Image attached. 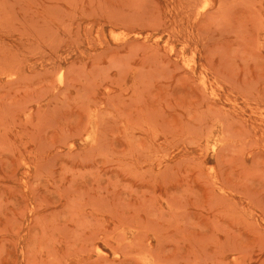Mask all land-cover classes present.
Listing matches in <instances>:
<instances>
[{
  "label": "rangeland",
  "instance_id": "374dc122",
  "mask_svg": "<svg viewBox=\"0 0 264 264\" xmlns=\"http://www.w3.org/2000/svg\"><path fill=\"white\" fill-rule=\"evenodd\" d=\"M0 264H264V0H0Z\"/></svg>",
  "mask_w": 264,
  "mask_h": 264
}]
</instances>
